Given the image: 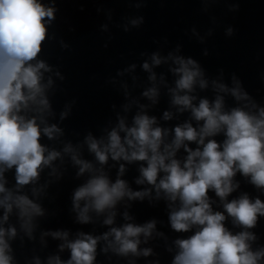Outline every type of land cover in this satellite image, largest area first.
<instances>
[{"label": "clouds", "instance_id": "obj_1", "mask_svg": "<svg viewBox=\"0 0 264 264\" xmlns=\"http://www.w3.org/2000/svg\"><path fill=\"white\" fill-rule=\"evenodd\" d=\"M54 12L53 6L41 0H0V264H15L9 241L16 235V228L4 226L9 215L14 212L20 228L31 236L33 219L42 214L40 205L19 189L35 183L41 169L61 155L40 142L41 135L51 139L60 132L45 119L49 110L44 92L47 84L42 82L40 70L47 71L48 66L37 59ZM168 58L175 65L170 68L175 75L174 86L168 88L170 104L178 113L188 111L190 118L171 128L161 126L155 116L142 111L146 106L140 104L141 110L132 116L130 124L118 116L105 138L96 139L91 134L85 137L99 165L109 158L142 162L134 182L150 188L131 189L121 178L124 164L118 165L116 178L110 179L102 167L79 158L76 150L65 144L62 151L70 153L72 162L78 165L77 175L89 174L72 193L76 220L87 223L92 218L90 214H104L103 224L111 226L118 202L124 198L140 200L152 192L167 201L170 227L190 232L175 239L177 251L171 264H264V247L254 250L250 242L255 236L247 230L256 224L258 216H264V201L258 196L250 198L246 192L228 199L238 187L233 179L237 172L264 194V107L252 102L235 78L231 88L212 81L217 93L214 99H198L195 89H204L207 81L197 61L171 53L168 57L153 53L151 64L158 65ZM142 68L149 72L150 81L156 80L147 61ZM219 93H229L237 105L226 110ZM141 95L156 103L155 83ZM128 107L124 105L125 111ZM172 115L165 110L161 119L168 121ZM217 136L222 138L218 140ZM189 142L195 147H190ZM180 149L182 157L177 155ZM8 169L14 171L12 188L5 186L4 172ZM209 191L218 198L222 210H213L215 201ZM32 193L35 195L36 189ZM123 216L126 221L131 219L127 213ZM226 219L241 230L231 231L224 223ZM154 229V220L124 223L109 227L99 236L81 232L71 240L67 231H53L50 235L63 241L58 247L67 248L69 257L61 260L53 255L46 264H94L99 240L105 241L101 251L147 256L151 249H138V245L141 237L147 240ZM35 264L40 261L35 260Z\"/></svg>", "mask_w": 264, "mask_h": 264}, {"label": "water", "instance_id": "obj_2", "mask_svg": "<svg viewBox=\"0 0 264 264\" xmlns=\"http://www.w3.org/2000/svg\"><path fill=\"white\" fill-rule=\"evenodd\" d=\"M55 8L51 22L46 25L45 40L37 59L48 70L41 69L42 82L47 84L45 96L66 144L76 150L78 157L94 167H102L110 179L116 178L119 164H124L121 176L129 187L139 190L148 185H137L140 161L131 163L109 158L99 165L89 152L85 137L101 139L117 123L125 118L130 124L139 105L146 114L155 116L161 126L171 128L189 119V112H176L170 104L168 88L174 86L175 67L171 58L158 65L151 64V56L179 55L191 57L203 70L207 81L204 89L197 87L194 94L210 101L217 94L212 81L233 86V79L251 101L264 107V0H41ZM132 20H137L132 24ZM231 29L228 33L227 29ZM147 61L156 80L148 79L149 72L142 68ZM134 65V67H132ZM161 77L163 80L161 81ZM51 81L48 84V81ZM155 83L158 88L156 103L141 93ZM127 93V95L125 94ZM225 109L237 105L229 93H219ZM124 105H129L125 111ZM173 113L168 121L162 113ZM255 111V109H253ZM64 113L62 116L61 114ZM218 140L221 136L216 137ZM190 147H195L189 142ZM183 149L177 152L183 156ZM76 165V164H75ZM78 169V165H76ZM88 173L80 174L83 182ZM234 181L238 187L228 199L246 192L250 198L264 194L237 172ZM213 210H222L218 198ZM167 201L156 198L154 193L143 199L124 198L115 206L113 225L142 224L155 221V229L147 240L141 237L138 249L150 248L149 255H123L127 264H171L177 248L175 239L184 238L190 232H177L168 222ZM131 218L125 220L123 214ZM104 218V214H100ZM225 225L233 232L240 231L230 219ZM255 239L251 247H264V216H258L256 224L247 229Z\"/></svg>", "mask_w": 264, "mask_h": 264}]
</instances>
